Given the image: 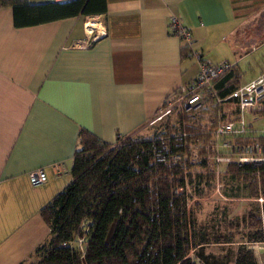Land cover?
<instances>
[{
    "label": "crops",
    "instance_id": "obj_1",
    "mask_svg": "<svg viewBox=\"0 0 264 264\" xmlns=\"http://www.w3.org/2000/svg\"><path fill=\"white\" fill-rule=\"evenodd\" d=\"M57 10L18 26L0 4V264H23L49 237L40 210L70 180L79 129L110 144L143 135L166 96L196 75L198 57L236 61L245 79L264 70V0H88L84 12ZM171 15L191 31L194 57L169 32ZM86 35L93 43L76 46ZM37 169L47 179L34 185Z\"/></svg>",
    "mask_w": 264,
    "mask_h": 264
},
{
    "label": "trees",
    "instance_id": "obj_2",
    "mask_svg": "<svg viewBox=\"0 0 264 264\" xmlns=\"http://www.w3.org/2000/svg\"><path fill=\"white\" fill-rule=\"evenodd\" d=\"M87 2L0 0L12 8L18 26L45 22L58 8L64 14L84 12ZM169 131L118 137L110 144L79 129L70 180L40 210L49 237L34 251L39 264H204L190 256L192 249L208 242L197 237L192 213L203 173L184 157L188 151L183 131ZM175 154L181 157L172 161ZM207 163L203 157L198 166L212 178L215 173L206 170ZM226 169L249 180L253 194L255 184L264 189V162H230ZM262 208V217L251 216L249 227L258 229L249 242L264 238ZM75 237L85 239L82 251L71 245ZM232 240L229 234L222 242ZM235 264H257L245 244L238 248Z\"/></svg>",
    "mask_w": 264,
    "mask_h": 264
},
{
    "label": "built area",
    "instance_id": "obj_3",
    "mask_svg": "<svg viewBox=\"0 0 264 264\" xmlns=\"http://www.w3.org/2000/svg\"><path fill=\"white\" fill-rule=\"evenodd\" d=\"M64 1L68 0H48ZM168 30L184 47L190 46L192 51V33L177 16L171 15ZM94 39L95 36L86 35L76 46L87 47ZM228 75L230 77L226 81L225 77ZM232 82L236 85L233 86ZM222 91L227 93L222 94ZM262 110L264 70L250 79H245L236 61L210 63L199 57L196 75L181 91H173L166 96L148 124H154L163 117L183 111L185 116L189 117L185 118V133L183 132L189 157H200L201 148L205 147L212 152L211 157H222L217 158L219 162H235L229 157H237V163H261L264 162V142L260 139L264 138V128L255 127L252 118L257 117L255 113ZM248 137L256 139L246 141ZM193 139V144H190L189 141ZM206 140L207 144L204 142ZM179 157V154L172 155L171 160L175 161ZM46 177L43 169H37L29 175L34 185L45 182ZM78 240L82 242L81 239Z\"/></svg>",
    "mask_w": 264,
    "mask_h": 264
},
{
    "label": "rangeland",
    "instance_id": "obj_4",
    "mask_svg": "<svg viewBox=\"0 0 264 264\" xmlns=\"http://www.w3.org/2000/svg\"><path fill=\"white\" fill-rule=\"evenodd\" d=\"M181 46L192 57L198 54L193 52V50L191 51L190 46L185 45L184 47L182 44ZM226 52L225 49H221L220 52L214 54L222 56ZM261 56L263 58L262 54L259 58ZM262 58L254 67L260 68ZM248 67H253L251 62L246 64L245 68L247 69ZM232 84L233 86L236 85L235 82H232ZM256 115L260 118L258 119L259 122L254 121V126L264 128V110L256 112ZM185 118H189L185 116V112L178 111L155 121L154 124L147 123L143 135L149 136L154 132L158 134L168 129H170V133H177L178 129L184 132ZM203 118H205L204 115ZM255 139L254 137H248L246 141ZM193 141L194 139L189 141L191 142L190 144H193ZM260 141L264 142V138L260 139ZM204 142L207 144L208 140ZM211 156L212 152L208 148H205L202 150L200 157H190V161L194 163V170L203 173L202 181L199 185L200 194L196 193L197 198L195 197L194 199V201H197V204L192 209L193 219L196 231L198 232L197 237L203 240L207 238L208 241L192 249L190 256L204 264H235L238 248L242 244H245L253 252L256 263L264 264V238L259 242H249L247 240L258 229L249 227L248 224L252 220L251 216L262 217L263 215L264 189L262 185L258 184L257 186L255 184L253 186L254 188L256 187V194H253L252 186H249V180L246 181L243 178L228 174L226 167L229 162H219L217 158L222 157ZM184 157L189 156L186 153ZM203 157H206L208 161L206 170L208 169L212 173H215L212 178L208 176V171L204 172L203 167L198 166ZM229 158L237 162V157ZM259 198L262 200L260 201ZM229 234L233 236V240L231 242H222L224 238H228ZM78 239H81L82 242H79ZM218 239L220 242H218ZM71 245L82 251L85 246V239L75 237L71 241ZM23 264H39V257L33 253Z\"/></svg>",
    "mask_w": 264,
    "mask_h": 264
},
{
    "label": "bare ground",
    "instance_id": "obj_5",
    "mask_svg": "<svg viewBox=\"0 0 264 264\" xmlns=\"http://www.w3.org/2000/svg\"><path fill=\"white\" fill-rule=\"evenodd\" d=\"M90 26V24H88Z\"/></svg>",
    "mask_w": 264,
    "mask_h": 264
}]
</instances>
